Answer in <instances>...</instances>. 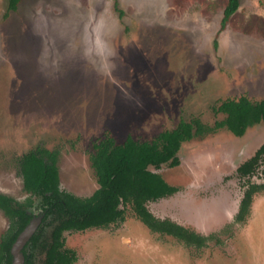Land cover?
<instances>
[{
  "label": "rangeland",
  "instance_id": "rangeland-1",
  "mask_svg": "<svg viewBox=\"0 0 264 264\" xmlns=\"http://www.w3.org/2000/svg\"><path fill=\"white\" fill-rule=\"evenodd\" d=\"M0 0V192L26 193L15 158L41 144L58 150L60 187H96L91 143L109 133L150 140L180 119L212 123L211 105L264 97V0ZM214 41L216 45H214ZM264 140L225 129L182 143L180 164L155 170L179 190L148 202L158 217L214 238L201 248L149 230L128 209L106 228L65 232L73 264H264V191L233 222L243 186L236 167ZM8 221L0 211V235Z\"/></svg>",
  "mask_w": 264,
  "mask_h": 264
},
{
  "label": "trees",
  "instance_id": "trees-1",
  "mask_svg": "<svg viewBox=\"0 0 264 264\" xmlns=\"http://www.w3.org/2000/svg\"><path fill=\"white\" fill-rule=\"evenodd\" d=\"M19 3L20 0H6L3 17L15 12ZM239 4L240 0L226 1L219 29L226 26ZM113 7L121 18L123 11L116 0H113ZM211 110L214 116L221 115L211 124L203 122L199 116L180 119L150 140L127 136L118 143L105 133L92 141L89 161L97 187L86 196L75 195L60 187L57 149L38 144L16 156L17 172L26 195L23 199H16L0 192V211L8 221L7 228L0 235V264H10V247L17 234L33 215L39 214H42L41 221L22 248L23 264H73L77 255L65 245L64 233L119 224L128 209L153 232L172 236L187 246H205L214 238V233L204 235L171 218L158 217L147 204L179 190L155 170L163 165L178 166L182 143L220 129L242 136L249 127L264 124V97L250 99L240 95L226 98L211 105ZM236 173L240 176L243 191L233 222L240 223L249 213L253 196L264 191V140L237 165Z\"/></svg>",
  "mask_w": 264,
  "mask_h": 264
},
{
  "label": "water",
  "instance_id": "water-1",
  "mask_svg": "<svg viewBox=\"0 0 264 264\" xmlns=\"http://www.w3.org/2000/svg\"><path fill=\"white\" fill-rule=\"evenodd\" d=\"M42 218V214L33 215L23 229L17 234L15 240L10 247L11 262L10 264H23L24 257L22 248L35 232Z\"/></svg>",
  "mask_w": 264,
  "mask_h": 264
},
{
  "label": "crops",
  "instance_id": "crops-1",
  "mask_svg": "<svg viewBox=\"0 0 264 264\" xmlns=\"http://www.w3.org/2000/svg\"><path fill=\"white\" fill-rule=\"evenodd\" d=\"M224 8V7H223ZM222 16V15H221Z\"/></svg>",
  "mask_w": 264,
  "mask_h": 264
},
{
  "label": "flooded vegetation",
  "instance_id": "flooded-vegetation-1",
  "mask_svg": "<svg viewBox=\"0 0 264 264\" xmlns=\"http://www.w3.org/2000/svg\"><path fill=\"white\" fill-rule=\"evenodd\" d=\"M179 157V156H178Z\"/></svg>",
  "mask_w": 264,
  "mask_h": 264
}]
</instances>
